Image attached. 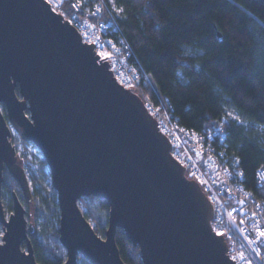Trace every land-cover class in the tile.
Listing matches in <instances>:
<instances>
[{"label":"water","instance_id":"water-1","mask_svg":"<svg viewBox=\"0 0 264 264\" xmlns=\"http://www.w3.org/2000/svg\"><path fill=\"white\" fill-rule=\"evenodd\" d=\"M10 124L49 167L64 264H78L80 256L126 264L118 229L140 249L143 264H236L214 232V204L174 158L143 98L117 80L49 0H0V264H40L24 202L12 191L7 217L2 200L6 171L24 201L34 199ZM89 197L109 204L104 237L81 209Z\"/></svg>","mask_w":264,"mask_h":264},{"label":"trees","instance_id":"trees-1","mask_svg":"<svg viewBox=\"0 0 264 264\" xmlns=\"http://www.w3.org/2000/svg\"><path fill=\"white\" fill-rule=\"evenodd\" d=\"M72 1L63 5L66 18L73 12ZM84 1L93 6L97 0ZM104 1V19L119 26L130 60L151 78L152 86L145 88L150 99L155 103L168 99L173 117L188 129L206 132L222 126L230 153L240 159L246 188L256 199H264L256 180L257 170L264 168V0H113V5ZM113 6L122 9L119 15ZM228 112L239 121L230 119ZM21 141L27 143L22 136ZM19 160L25 164L29 158ZM38 169L40 174L30 178L34 199L23 200L36 227L30 239L40 264H64L57 193L44 158H39ZM3 189L12 210L13 190L5 182ZM80 206L104 237L109 204L89 197ZM116 240L126 264H143L140 249L124 230L118 229ZM78 264L91 263L80 256Z\"/></svg>","mask_w":264,"mask_h":264},{"label":"built area","instance_id":"built-area-1","mask_svg":"<svg viewBox=\"0 0 264 264\" xmlns=\"http://www.w3.org/2000/svg\"><path fill=\"white\" fill-rule=\"evenodd\" d=\"M49 1L64 15L63 5L69 0ZM71 7L73 12L67 17L69 22L78 29L85 43L95 45L97 54L104 53L107 58L99 56V59L110 63L117 80L140 94L149 114L157 120L159 130L170 139L174 158L187 168V176L199 183L214 204L213 229L216 234L223 233L229 256H236V264H248L249 261L264 264V245L249 242L256 236L253 224L264 229V199H256L246 188L240 159L230 153L222 126L206 132L188 129L173 117L168 99L159 100V103L150 99L145 88L152 86L151 78L137 61L130 60L131 52L119 26L104 19V0H97L93 6L84 0H73ZM92 12H95L94 16ZM256 180L264 190V168L257 170ZM240 220H244V224H240ZM257 249L260 255H257ZM240 254L245 259H240Z\"/></svg>","mask_w":264,"mask_h":264},{"label":"rangeland","instance_id":"rangeland-1","mask_svg":"<svg viewBox=\"0 0 264 264\" xmlns=\"http://www.w3.org/2000/svg\"><path fill=\"white\" fill-rule=\"evenodd\" d=\"M109 1L113 5V0H109ZM112 10L115 13H117V11H118V9L116 7H114V6L112 7ZM229 114H231V115H229ZM228 116H229L230 119L239 121V118L233 112H228ZM10 127H11V132H12V139H13V142H14V144L16 145V147L18 149L19 156L22 157L24 155H27L28 158H29V161L27 163L23 164V166H24V168H25V170L27 172L29 180L31 181L30 178H31L32 174H35V175H39L40 174L39 169H38V160H39V158H43V156H42L41 152L38 150V148L35 147L33 144H31V143L23 144L22 141H21V134H20L19 130L17 128H15L11 124H10ZM6 173H8V172L7 171L5 172V183H8L9 188H11L13 191H15L17 193L19 191L18 194H19L21 200L23 201L24 199H23V196H22V194L20 192L19 186L17 188L16 186H14L13 183L9 182L7 180ZM11 178L15 181L16 184H18L16 182V180L12 176H11ZM49 180L51 181V176H49ZM30 184H31V182H30ZM31 188H32V185H31ZM32 191H33V188H32ZM2 200H3V204H4L6 215H7V217H9V214L12 212V210L9 209V197H7L4 194V191H3ZM81 209H82V207H81ZM83 211H84V209H83ZM27 214H28V210H27ZM27 219H28V221L30 223H32L29 220L28 215H27ZM90 221H91V219H90ZM41 223H42V220H39V222L37 223L38 224V228H41ZM91 223L94 226V223L93 222H91ZM4 234H5L4 226L0 223V242H2V238H3ZM65 254H66V252H65Z\"/></svg>","mask_w":264,"mask_h":264},{"label":"snow or ice","instance_id":"snow-or-ice-1","mask_svg":"<svg viewBox=\"0 0 264 264\" xmlns=\"http://www.w3.org/2000/svg\"><path fill=\"white\" fill-rule=\"evenodd\" d=\"M74 7V6H73ZM122 11V9L117 11V15H119V13ZM91 15H95V12H92ZM101 27H104V25H101ZM99 56H101V58L106 59L107 57L104 55L103 52L98 53ZM231 115V114H229ZM197 155H202V153H197ZM237 163H239V161L237 160ZM243 203V202H241ZM235 211V210H233ZM233 213H229V215H232ZM253 216H255V213H253ZM240 224H244V220H240L239 221ZM252 230L255 232L256 236L255 239H249L250 243H256L258 242L260 245H264V229H261L257 224H253L252 226ZM241 231H243V229H241ZM218 235H223V233H218ZM257 251V255H260V251L259 249L256 250ZM240 259H245V257L243 256V254H240ZM230 260L235 261L236 260V256H231ZM248 264H251V262L249 261Z\"/></svg>","mask_w":264,"mask_h":264}]
</instances>
